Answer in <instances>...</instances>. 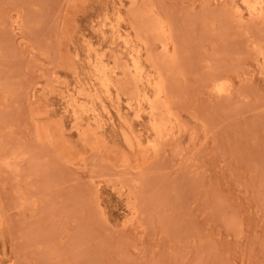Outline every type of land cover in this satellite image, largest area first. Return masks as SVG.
<instances>
[{
    "label": "rangeland",
    "instance_id": "374dc122",
    "mask_svg": "<svg viewBox=\"0 0 264 264\" xmlns=\"http://www.w3.org/2000/svg\"><path fill=\"white\" fill-rule=\"evenodd\" d=\"M263 13L0 0V264H264Z\"/></svg>",
    "mask_w": 264,
    "mask_h": 264
},
{
    "label": "bare ground",
    "instance_id": "6f19581e",
    "mask_svg": "<svg viewBox=\"0 0 264 264\" xmlns=\"http://www.w3.org/2000/svg\"><path fill=\"white\" fill-rule=\"evenodd\" d=\"M248 5H250L248 2H247ZM264 14V13H263ZM156 23V22H155ZM158 24V23H157ZM170 25V24H169ZM166 28V27H165ZM157 35H158V40L160 41V47L162 48V51L168 53L169 50L172 48L174 51H177V45L175 44V40L177 39L175 37H173V34L172 33H166V30L164 29V26H162V24H159L157 27ZM155 30V28L153 29ZM172 32V31H170ZM157 39V38H156ZM177 42V40H176ZM176 49V50H175ZM177 54V52H176ZM169 57V56H168ZM264 58V56H263ZM138 63V62H137ZM142 67V66H141ZM158 72L160 71V68H158ZM162 71V70H161ZM160 71V72H161ZM140 74V73H139ZM164 80L166 81L165 77H164ZM163 80V78L161 77V79L158 80V83H157V86H156V89H157V95H158V98L160 99V101L162 99H166L167 97V93H169L167 91V85L165 83V81ZM103 82V81H102ZM107 82V81H106ZM220 82V81H219ZM104 83V82H103ZM155 83V82H154ZM221 83V82H220ZM110 84V83H109ZM222 84V83H221ZM155 85V84H154ZM230 85V84H229ZM110 88V87H109ZM107 89V87H106ZM225 89V88H224ZM136 92V90H135ZM219 92H222V90L220 89ZM136 95H137V92H136ZM133 96V95H132ZM135 96V95H134ZM137 97V96H136ZM169 99V98H168ZM167 100V99H166ZM163 102V101H162ZM165 102V101H164ZM167 104H168V100L166 101ZM165 108V107H164ZM161 112V111H160ZM168 117V115L166 116Z\"/></svg>",
    "mask_w": 264,
    "mask_h": 264
}]
</instances>
